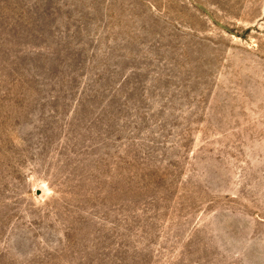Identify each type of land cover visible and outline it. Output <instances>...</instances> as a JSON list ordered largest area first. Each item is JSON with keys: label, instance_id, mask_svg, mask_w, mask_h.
I'll use <instances>...</instances> for the list:
<instances>
[{"label": "rangeland", "instance_id": "374dc122", "mask_svg": "<svg viewBox=\"0 0 264 264\" xmlns=\"http://www.w3.org/2000/svg\"><path fill=\"white\" fill-rule=\"evenodd\" d=\"M0 264H264V0H0Z\"/></svg>", "mask_w": 264, "mask_h": 264}]
</instances>
